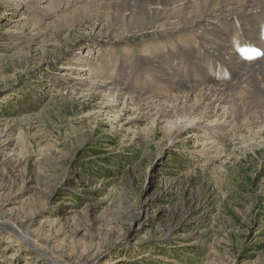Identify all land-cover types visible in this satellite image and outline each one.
<instances>
[{
  "label": "rangeland",
  "instance_id": "374dc122",
  "mask_svg": "<svg viewBox=\"0 0 264 264\" xmlns=\"http://www.w3.org/2000/svg\"><path fill=\"white\" fill-rule=\"evenodd\" d=\"M27 4L0 0V264H264V120L208 139L202 121L175 131L156 109H120L70 70L116 39L88 20L12 47ZM129 39L118 60L137 59ZM28 223L23 243L11 227Z\"/></svg>",
  "mask_w": 264,
  "mask_h": 264
},
{
  "label": "bare ground",
  "instance_id": "6f19581e",
  "mask_svg": "<svg viewBox=\"0 0 264 264\" xmlns=\"http://www.w3.org/2000/svg\"><path fill=\"white\" fill-rule=\"evenodd\" d=\"M35 1L24 7L30 16L10 32V46L29 50L49 42L41 27L64 33L88 20L95 35L107 31L116 39L99 44L97 60L87 51L84 62L70 68L83 74L77 82L91 94L137 116L146 107L156 109L175 131L187 128L189 119L202 121L197 128L208 139L225 130L240 136L245 125L264 120V0ZM26 24L36 31L25 34ZM125 38L140 43L138 63L123 56L127 48L118 60L113 47ZM147 83L166 92L144 97ZM29 223L24 230L11 227L23 243Z\"/></svg>",
  "mask_w": 264,
  "mask_h": 264
}]
</instances>
